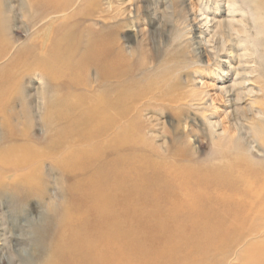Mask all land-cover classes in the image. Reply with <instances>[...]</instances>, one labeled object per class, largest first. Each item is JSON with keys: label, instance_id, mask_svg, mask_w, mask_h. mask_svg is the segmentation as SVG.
I'll return each instance as SVG.
<instances>
[{"label": "bare ground", "instance_id": "obj_1", "mask_svg": "<svg viewBox=\"0 0 264 264\" xmlns=\"http://www.w3.org/2000/svg\"><path fill=\"white\" fill-rule=\"evenodd\" d=\"M99 1L29 0L34 10L30 29L45 25L57 28L50 41L28 44V55L23 60L42 72V93L48 95L45 111L53 113V118L48 116L52 121L46 127L59 131V134L54 137L48 152L26 149L25 144L18 147V138L7 137L0 147H17L10 148L14 154L11 161L0 158V176L5 178L3 185L0 184V192H3L2 186L6 188L7 185L14 191L19 184L22 193H30L35 180L44 176L30 163L42 165L47 161L51 171L57 172L59 177H53V184L63 188L61 200L67 202V207L63 209L58 224L55 238L58 249L55 254H50L54 257L48 255L54 258L48 264H133L134 261H141L140 264H235L233 261L239 263L245 257L249 261L247 264H264V166L258 162L264 158V137H261L264 128L259 126L264 121V102L260 100L264 94V9L260 1L199 0L200 9L192 11L194 26L185 21L186 26L177 30L174 36V42L182 46V39L193 31L190 45H195L197 52L202 50L198 53L212 63L211 74L221 84L218 91L228 110L225 115L231 120L227 127L214 120L213 115H204L212 104L207 101L201 106L203 98L188 96L190 89L184 92L181 87L168 93L165 84L158 95L150 90L130 97L132 88L130 84H122L128 77L124 78L123 61L119 60V47L114 40V29L119 23L115 20L116 14L111 17L114 1L109 0L111 6L106 9L100 7ZM177 2L172 0L173 4ZM151 15L157 17V7ZM106 18L111 22L98 29L89 25ZM188 27L190 31L186 30ZM13 41V44L17 43V40ZM83 49L86 51L84 56L76 60ZM12 50L13 46L5 45L0 62L7 60L17 65L18 56L13 58L16 51ZM188 63L191 71L198 65L195 59ZM187 68L184 69L187 71ZM91 69L95 74L89 78L83 70L88 72ZM162 71L159 74L162 75ZM148 73L144 72L146 78ZM166 74L163 78L170 77ZM191 81L189 72L186 83L193 87ZM164 91L167 93L162 94ZM1 92L0 89V95ZM3 103L0 102V107ZM151 103L167 108L176 121L177 130L181 128L180 135L173 137L174 142L180 140V149L176 147L178 143H173L175 146L172 144L163 151L151 145L143 134L148 126H141L139 112ZM30 108H34L33 105ZM189 111L195 118L191 121V128L188 127ZM197 114L199 119L201 116V123ZM194 135H203L211 148V155L200 159L201 146L195 147L191 139ZM238 152L242 156H235ZM240 165L242 167L238 168ZM45 177H48L46 173ZM53 195L57 199V195ZM28 198L26 194L19 201L26 202ZM185 228L203 232L181 237L180 230ZM7 233L5 230L0 232L3 247L8 243L10 233L8 236ZM250 247L251 252L247 250ZM12 256L6 257L8 264H13ZM49 258L46 256L45 259ZM39 263L42 264V260Z\"/></svg>", "mask_w": 264, "mask_h": 264}, {"label": "rangeland", "instance_id": "obj_2", "mask_svg": "<svg viewBox=\"0 0 264 264\" xmlns=\"http://www.w3.org/2000/svg\"><path fill=\"white\" fill-rule=\"evenodd\" d=\"M113 1H114V3L112 5V7H113L114 11L112 12L111 17H114V15L116 14L115 20L119 21L118 25L116 24L118 26L117 28H119V29H117L116 27L114 29V37H115L114 40H115L117 46L119 47V60L123 61L122 72H124V78L128 77V79L123 78L124 82H122V84H125V85L130 84V86L132 88L129 96L130 97L131 96L137 97V96L148 93L150 90H152L154 92L156 91L155 93L157 94L158 91H160V90L163 91L165 87H166L165 90L168 89V93L171 91L173 92V90L180 89L181 87L183 88V91L184 90L188 91L190 89L191 91L190 92L188 91L190 94L187 93L188 96H192V98H196V99H202L203 98V100H201V102H202L201 106H205L203 103L204 102L206 103L207 101H208L207 102L208 104H210V103L212 104L213 107L209 108L210 110L208 109L207 112H204V115L206 117L213 115L214 120L220 121L222 123L223 127H227L229 125V122H231V120H229L225 115V113L228 110L226 109L227 108L226 104L224 103V100L221 98L220 92L218 91L221 84L211 74V70H213L212 69V63L210 61L208 62L207 58H205L204 55L198 53V52H201L202 50H198V52H197L196 46L193 44L190 45L192 43V41H191L192 35L194 34L193 31L190 34H188V36H186V38L182 39V42H183L181 44L182 46H180V44H178V43L176 44L174 42V40H176V37H174V36L177 35V32H178L177 30H180V29L182 30L183 28H181V27L186 26L187 23H189L188 24L189 26L190 25L194 26V23H192V11L195 12L197 10V8H198V10L200 9L201 4H200L199 0H178L177 4H173L172 0H136V1L135 0H113ZM259 1H260L262 8L264 9V0H259ZM191 3H193V4H191ZM26 4H28V6ZM99 4H100V7L102 9H106V7L109 8L111 6V5L110 6L108 5L109 0H100ZM152 4H154V5H152ZM155 7H157V17L156 18H154L151 15V11ZM193 8H195V9L192 10ZM12 9H14L16 12L13 11ZM20 10H21V12H20ZM173 10L175 13L173 12ZM12 12H14V13H12ZM130 12L132 13L131 15L129 14ZM117 13H119V14L117 15ZM187 14H188V16H187ZM33 15H34V10H33V8H31V3L29 2V0H15V1L14 0H0V53H2V51L4 50L5 45L6 46L9 45V46H13L12 51L17 52V53L15 52V54L13 55V58L18 56L17 57L18 58V64L17 65H15V64L12 65L7 60L0 62V89L2 91L1 92L2 94L0 95V102H1V104L4 102L3 106L0 107L1 108L0 109V128H1L0 129L1 130L0 131V136H1L0 137V145H2V143H4L6 141L7 137L13 136L15 138H18V147H20L19 145L25 144L24 148H26V149L27 148H33L36 150H40L42 152H48L51 149L54 137H56V135L59 134V131H54V130L46 127L52 121L51 118H53V116L51 117L52 112L47 113L45 111L46 105H47L46 100L48 98V95L46 93L45 94L42 93V89H43V81L41 80L43 78L42 72L33 69V66L29 63L24 62L23 59L25 56L28 55L27 50H28V47L30 45H32V43L39 45L42 42H45L47 39L50 41L51 38L53 37L54 31H57V28L54 26L45 25L42 28L36 29L34 27L33 29H30V28H32L31 25H32ZM218 19H219V16H218ZM185 21L187 23H185ZM109 22H111L109 20V18H106V19H103L101 22H98V23L93 22V23H90L89 25L93 26V28H95V29H98L104 23H109ZM159 22H161V23H159ZM180 22L183 24L185 23V24L182 25ZM6 23H8V24H6ZM24 23H26V26ZM93 24H95V25H93ZM97 24H99V25H97ZM12 25L14 28L12 27ZM22 25L24 27H21ZM3 26H4V28H3ZM9 27L13 28V29H11L9 31L8 30ZM33 30H35V31L33 32ZM186 30L190 31V27H188ZM36 31H38V32H36ZM150 36L152 37V39ZM29 37H30V39H29ZM172 37H174V38H172ZM13 40H17V43L13 44V42H14ZM150 41H151V43H150ZM153 41H155L154 44H153ZM170 41H171V44H170ZM28 44H30V45H28ZM123 48H125L124 51H123ZM175 48H177V50H179L178 52L180 54L177 53V50ZM156 49L158 50L157 52H156ZM167 50H169V51L167 52ZM173 50H174V52H173ZM189 50H190V52H188ZM19 51H21V52H19ZM191 51H193V52H191ZM85 52L86 51L84 49L81 50L80 53H78V55L75 57L76 60L80 56H84ZM121 52L123 53V55ZM135 52H136V54H135ZM158 52L161 53L162 55L161 54L159 55ZM167 54L169 56H166ZM172 54H174V55H172ZM191 55H193V57H195L196 55H198V56H196L195 58H192V57H190ZM164 57H166V58H164ZM163 58L166 60H164ZM168 58L171 59L170 62L168 61L169 60ZM180 59H182V60H180ZM185 59L188 62H190V60L195 59V61L198 62L199 67H198V65H196L195 67H192L193 71H191L192 69H191V67L189 68V66H187L189 63ZM133 60H134V62H132ZM161 60H164V62H166L167 64L164 62L161 63L162 62ZM174 60H176L175 61L176 65H174L175 63L172 62ZM179 60L185 66L182 65L181 63H179ZM183 60L185 62H183ZM149 62H151V63H149ZM154 63H156V65ZM120 64H121V62H120ZM146 65L149 66L148 67L149 69H147ZM154 65L157 67L155 68ZM169 65H171V66H169ZM24 66H25V68H24ZM162 66H164L165 69L168 68L167 71L164 70V67H162ZM175 66L177 67V69L179 68L178 71H176L177 69H175L176 68ZM19 67H21V68H19ZM173 67H175V68L172 69ZM185 67L186 68L188 67L189 69L187 68V71H186V69H184ZM150 68H152V69L154 68V69L152 72L150 71L151 73H148L149 70H152ZM158 68L163 69L164 72L166 71V73L169 74L170 77H168L169 76L168 75L167 76L168 78H166V77L163 78V75L165 76L166 73L164 74V72L162 71L163 73L160 72V73H162V75L159 74V71H161V69H158ZM180 68L183 69L184 71L181 70ZM23 69H24V71H23ZM136 69L138 72L141 71L138 73L139 76H137L138 74H136L137 71L135 72ZM170 69H171V71H170ZM19 70H21V71H19ZM179 70H181V72ZM196 70H198L199 72ZM142 71H144L145 73H148L147 74L148 78L145 77L146 74H144V72H142ZM154 71L156 72V75L154 74L155 73ZM83 72H84V74L86 72L89 78H92L95 74L93 69L89 70L88 72L86 70H83ZM189 72L191 73V78L193 80V81H191V82H193L192 86L194 87V84H195V88L188 86L189 84L186 83L187 74ZM178 73L180 74V76ZM192 73H194V74H192ZM133 74H135V75H133ZM171 74H173L174 77L173 76L171 77ZM193 75H195V76H193ZM263 75H264V71H263ZM160 76H162L161 79H160ZM177 76H179V78ZM182 76H183V78H182ZM176 77H177V81H176ZM28 78H30V79H28ZM38 78H40V79H38ZM142 78H144V79H142ZM165 78H166V80H165ZM170 78H173V80ZM139 79H141V80H139ZM150 79L153 81L154 84L151 83ZM183 79L185 80V82ZM232 79H233V75L230 76V80H232ZM154 80H161L162 82L160 83V81H154ZM163 80H165V81H163ZM171 80L174 83L171 82ZM179 80H180V82H179ZM169 81L173 84H170ZM194 81H196L197 83L196 82L194 83ZM155 82H156V85H155ZM262 82L264 83V76H263ZM22 83L23 84L25 83L24 84L25 86H23ZM135 83H137V84H135ZM147 83H149V84H147ZM176 83L179 85L177 86ZM263 83H262V89L264 91ZM40 84H42V88H41ZM164 85H165V87H164ZM21 87H24V88H21ZM189 87H191V88H189ZM169 89H170V91H169ZM34 91H36V92H34ZM187 91H184V92H187ZM31 92H32V94H30ZM164 92H162V94L167 93V91H164ZM191 92H192V94H191ZM199 93H202V94H199ZM204 93H207V94H204ZM22 94L24 95V97ZM31 95H32V97H31ZM34 95H36V96H34ZM27 96H30V97L28 98ZM33 97H35L36 99ZM39 98H40L41 102H40ZM22 99L23 100L27 99V101L24 102ZM260 100L262 102H264V94H263V98H260ZM24 104H25V106H24ZM32 105L34 108L31 109L30 106L32 107ZM17 106L18 107L20 106L21 109L18 108ZM23 107H24V110H22ZM40 110H41V113H40ZM10 111H11V114H10ZM31 111H33V112H31ZM192 115H193L192 111H189L188 127H190V128H191L192 119H195L194 117H192ZM48 116H50L51 118ZM198 116L199 115L197 114L196 117L198 118V121L201 123V121H202L201 116H200V119ZM2 117H5L6 119H2ZM36 117L38 118L37 121H36V119H37ZM46 117H48V120L49 119L50 120L49 121L46 120L47 119ZM147 117H149L152 120H150ZM16 118H19L20 120H18ZM139 118H140L141 126L143 128L148 126V129H144L143 134H145V136L147 137V140L150 142L151 145H153L157 148H160L161 150L163 149V151H164L167 148H169L170 146H172L173 143L174 144L178 143L179 146L176 145V147L180 149V142H179L180 140L177 142H174L173 137H178L180 135V131H182V130H181V128H179L177 130L176 124H174V123H176V121L174 120L173 116L171 115V113L169 112V110L167 108H163L159 103H151L150 105L143 107L141 109V111L139 112ZM29 119H30V122L28 121ZM148 120L150 123L149 122L146 123V121H148ZM21 121L23 122L22 124H25L24 126H22ZM240 122H241V120H240ZM14 123H16V124H14ZM31 123H33V124H31ZM19 124H20V127H19ZM260 125H262L261 128H264V121L260 122L259 126ZM24 130L25 131L28 130L29 132L26 133ZM152 130H153V132H151ZM17 132H18V134H17ZM150 133H152V134H150ZM261 137L263 138L264 135H262ZM25 138H26V140H25ZM191 139L194 142L195 147L201 146L200 150H199L200 159H204L206 156H209L212 154L211 148H210L207 140L203 137V135H198L197 137H196V135H194V137H192ZM169 140H170V142H169ZM21 142H24V143H21ZM31 143L34 144L35 146L32 145ZM174 144H173V146H175ZM181 145H183V144H181ZM4 146L5 145H3V148L0 147V158L1 159L6 158V159L11 161L12 157H14V154L12 152H10V150H11L10 148L13 149L14 147H17V145H13V146L8 145L7 147L5 146L6 148H4ZM235 156H242V153L238 152L235 154ZM258 162H259V164H262V166H264V158H260V160H258ZM47 164L49 166H47ZM242 165H240L238 168H241ZM30 166H32V167L35 166L34 167L35 170H37L39 173L41 172L42 175H44V176H43V179L38 178L35 180V183L33 184L34 185L33 190L30 193H26L29 197L26 202H20L19 201L23 196L26 195L25 192L22 193V188L20 187L19 184H18V189L14 190V191L12 189L10 190V188L7 185H5L6 188L4 186H2L3 192H0V232L5 230L6 232H8L7 236L10 233L9 234L10 236H8V238H9L8 243L9 244L7 243L3 247V244L0 243V264H8L6 257H8V256L11 257L12 255H13L12 259L14 261L13 264H28V263L32 264L33 262H34L33 264H36V263H39L40 260H42V264L43 263L48 264L49 261L51 263V261L54 259V258H52V259L49 258L50 256L54 257L53 255H50V254H55L54 252H56V250L58 249V247L56 246V243H55V238L57 235V231L59 229V227H58L59 221L63 215V209L67 207V202L64 201L63 199L61 200V197L63 198V195H64L63 188H60V187L57 188L53 184L54 178H56V177L58 178L59 176H58L56 171H54V172L51 171V168H50L51 166H50L49 162L47 163V161L45 163H43L42 165H39V164L35 165L34 163H30ZM44 166L45 167L47 166L48 168L47 167L45 168ZM49 169H50V171H49ZM45 173H46V175H48V177H45ZM9 174H11L10 176L14 177L13 172H10ZM3 182H5V178H3V176H0V184L3 185ZM54 193H55V196L57 195L56 196L57 199L54 197V195H53ZM59 197H60V199H59ZM52 226H54V227H52ZM202 232L203 231H201V230H196V229L192 230L189 228H187V229L185 228L183 230H180V236L184 237L187 235H192V234H197V233H202ZM48 235H49V237H48ZM38 239L41 240L40 241L41 243L39 242ZM47 241L48 242L51 241V243L49 244V243H47ZM44 243L46 246L44 245ZM215 243H213L212 246H214ZM39 244L41 246L38 247ZM35 245H36V247H35ZM43 245H44V247H42ZM31 247L34 250H32ZM37 247H38V249H37ZM39 248H42L45 251L42 252L43 250L39 249ZM46 248H48L49 251L46 250ZM37 250L38 251L42 250V251L37 252ZM51 250H53L52 253H51ZM247 250H249V252L252 251L251 247ZM46 251H47V255H46ZM35 252H37V253H35ZM11 253H12V255H10ZM31 253H32V255H31ZM48 255H50V256L48 257ZM14 256H16V257H14ZM46 256L49 259H45ZM36 259H38L39 261ZM247 260H248L247 257H245V258L241 259V261H238L239 263H237L236 261H233V263H235V264H247V262H249ZM35 261H36V263H35ZM45 261H47V262H45ZM140 262L141 261H134L133 264H140ZM39 264H41V263H39Z\"/></svg>", "mask_w": 264, "mask_h": 264}]
</instances>
